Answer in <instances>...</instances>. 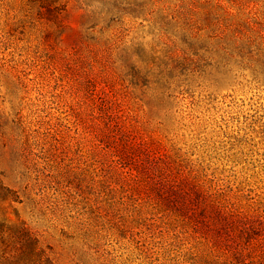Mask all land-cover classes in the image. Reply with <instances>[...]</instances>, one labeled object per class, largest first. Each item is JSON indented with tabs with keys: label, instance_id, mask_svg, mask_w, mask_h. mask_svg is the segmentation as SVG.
Returning a JSON list of instances; mask_svg holds the SVG:
<instances>
[{
	"label": "rangeland",
	"instance_id": "obj_1",
	"mask_svg": "<svg viewBox=\"0 0 264 264\" xmlns=\"http://www.w3.org/2000/svg\"><path fill=\"white\" fill-rule=\"evenodd\" d=\"M0 264H264V0H0Z\"/></svg>",
	"mask_w": 264,
	"mask_h": 264
}]
</instances>
